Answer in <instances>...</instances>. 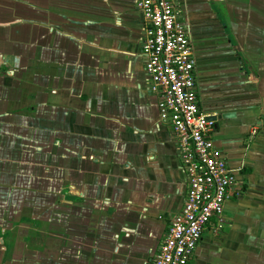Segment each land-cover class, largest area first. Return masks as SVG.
<instances>
[{
    "label": "crops",
    "instance_id": "0c3cea01",
    "mask_svg": "<svg viewBox=\"0 0 264 264\" xmlns=\"http://www.w3.org/2000/svg\"><path fill=\"white\" fill-rule=\"evenodd\" d=\"M179 7L239 191L187 264H264V0ZM141 28L134 0H0V264L150 263L185 186Z\"/></svg>",
    "mask_w": 264,
    "mask_h": 264
},
{
    "label": "built area",
    "instance_id": "2783aa9c",
    "mask_svg": "<svg viewBox=\"0 0 264 264\" xmlns=\"http://www.w3.org/2000/svg\"><path fill=\"white\" fill-rule=\"evenodd\" d=\"M134 6L143 27L140 52L147 92L155 99L159 123L172 134L185 184L183 203L167 218L149 264H187L205 226L210 221L215 231L224 226V205L239 194L235 170L213 145L215 120H207L213 115L198 105L195 61L179 0H134Z\"/></svg>",
    "mask_w": 264,
    "mask_h": 264
},
{
    "label": "flooded vegetation",
    "instance_id": "af4514ba",
    "mask_svg": "<svg viewBox=\"0 0 264 264\" xmlns=\"http://www.w3.org/2000/svg\"><path fill=\"white\" fill-rule=\"evenodd\" d=\"M142 35H143V27L141 28V36H140V38H139V40H138V48H137V50H136V55L137 56H139L140 58H142L143 59V56L141 55V52H140V44H141V40H142ZM143 73H144V71H143ZM144 76H145V73H144ZM145 79H146V76H145ZM146 88H145V91H146V93L148 94V92H147V79H146V86H145ZM149 95V94H148ZM152 97V96H151Z\"/></svg>",
    "mask_w": 264,
    "mask_h": 264
},
{
    "label": "water",
    "instance_id": "95a60500",
    "mask_svg": "<svg viewBox=\"0 0 264 264\" xmlns=\"http://www.w3.org/2000/svg\"><path fill=\"white\" fill-rule=\"evenodd\" d=\"M207 120L214 121L215 120V117H213V116L207 117ZM183 183H184V180H183ZM184 186H185V184H184ZM184 193H185V191H184Z\"/></svg>",
    "mask_w": 264,
    "mask_h": 264
}]
</instances>
